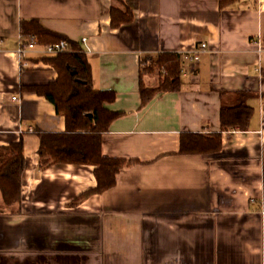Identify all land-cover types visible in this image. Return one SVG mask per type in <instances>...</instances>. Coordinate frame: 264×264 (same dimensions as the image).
Here are the masks:
<instances>
[{"label":"crops","instance_id":"1","mask_svg":"<svg viewBox=\"0 0 264 264\" xmlns=\"http://www.w3.org/2000/svg\"><path fill=\"white\" fill-rule=\"evenodd\" d=\"M126 7L134 21L113 29ZM30 20L89 48L93 87L116 93L103 153L136 163L103 194L80 199L93 166H40L37 131L62 133L66 118L23 90L58 77L37 56L18 63ZM0 38V146L23 136L26 159L21 203L0 192V264H264V0H0ZM163 53L181 56V87L143 105ZM241 93L246 129L223 132L219 154H179L183 133L220 132Z\"/></svg>","mask_w":264,"mask_h":264},{"label":"trees","instance_id":"2","mask_svg":"<svg viewBox=\"0 0 264 264\" xmlns=\"http://www.w3.org/2000/svg\"><path fill=\"white\" fill-rule=\"evenodd\" d=\"M234 0H220L226 7ZM134 12L111 10V27L117 29L134 21ZM21 35L27 42L53 44L69 40L64 35L49 31L38 20L22 21ZM72 42L74 53L43 58L58 73L49 83L23 86V90L44 97L51 102L56 112L66 118V130L62 133L37 131L40 139V166L42 169L55 164L89 165L94 167L97 186L81 195L80 199L103 194L116 186L118 173L135 164L134 160L109 158L103 153L104 135L111 124L122 113L111 111L107 104L116 101V93L99 91L92 84V68L82 48ZM151 71L160 72L156 87H146L141 83L142 104L146 105L159 93L178 91L181 87L182 64L177 53H163L153 59ZM244 93L238 94L239 103L223 106L221 110V131L216 133H183L179 154L208 155L219 154L223 148L222 135L226 131L246 129L254 114L247 104ZM26 165L23 136L8 146H0V192L4 203L15 206L22 201V176Z\"/></svg>","mask_w":264,"mask_h":264},{"label":"built area","instance_id":"3","mask_svg":"<svg viewBox=\"0 0 264 264\" xmlns=\"http://www.w3.org/2000/svg\"><path fill=\"white\" fill-rule=\"evenodd\" d=\"M2 41L3 40L0 38V44H2ZM82 43L86 44L87 38H83ZM72 45V42L69 40H61L53 44H39L37 42H27L21 35L20 43L18 45V48L15 50L14 54L18 60V63L22 67H26L29 63L28 60H30L31 55L37 56V60L42 62L43 58L56 57L65 53H74L76 50H74ZM206 47V44H202L200 48L196 51V53H206ZM81 51L85 54H87V52H91L89 48L82 49ZM16 100L18 99L13 98V101Z\"/></svg>","mask_w":264,"mask_h":264},{"label":"rangeland","instance_id":"4","mask_svg":"<svg viewBox=\"0 0 264 264\" xmlns=\"http://www.w3.org/2000/svg\"><path fill=\"white\" fill-rule=\"evenodd\" d=\"M70 41V40H69ZM43 60V59H42ZM151 66H155L154 62L150 63Z\"/></svg>","mask_w":264,"mask_h":264}]
</instances>
